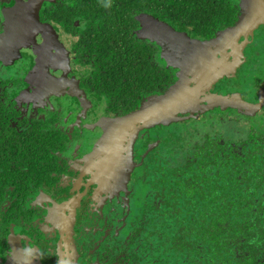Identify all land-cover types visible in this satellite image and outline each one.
Returning a JSON list of instances; mask_svg holds the SVG:
<instances>
[{"label":"trees","instance_id":"trees-1","mask_svg":"<svg viewBox=\"0 0 264 264\" xmlns=\"http://www.w3.org/2000/svg\"><path fill=\"white\" fill-rule=\"evenodd\" d=\"M2 6L0 0V12ZM42 6V21L58 24L74 36L77 64L88 72L83 84L102 101L107 118L138 110L178 79V69L164 64L159 47L144 32L149 18L199 41L228 31L225 50L234 49L236 63L231 56L220 62L219 50L211 51L221 70L218 78L232 79L223 97L233 102L195 112L189 119L230 111L237 119L231 114L219 119L237 123L236 130L205 128L194 132L198 136L192 132L186 137L173 130L165 138L160 132L152 136V131L175 122L140 130L136 140L141 142L144 135L146 139L139 143L137 171L130 174L134 180L130 205L138 212L130 219L127 235L130 247H149L141 253L142 264H264V55L260 53L264 22L236 34L235 28L242 24L240 0H59ZM6 43L0 41L3 56L9 55ZM11 81L0 76V87ZM246 89L259 92H254L253 100H245L240 93H248ZM262 114L263 119H256ZM42 122L36 123L44 139L48 130L54 131ZM18 128L7 129L3 140L25 142L26 135ZM59 137L54 134L56 150L67 147L68 136ZM113 154L119 158L117 162L112 154L106 158L109 168L103 170L104 178L135 156L125 148ZM18 207L9 215L19 214L22 204ZM5 218L0 222V241L8 246Z\"/></svg>","mask_w":264,"mask_h":264},{"label":"flooded vegetation","instance_id":"flooded-vegetation-1","mask_svg":"<svg viewBox=\"0 0 264 264\" xmlns=\"http://www.w3.org/2000/svg\"><path fill=\"white\" fill-rule=\"evenodd\" d=\"M20 1L25 3L27 0H3L0 12V41L7 42L6 52H9V55L3 56L0 48V76L12 79L5 87H0V222L2 217L5 218L4 214L9 221L4 228L6 232L9 229L8 246L0 241V264H142L141 253L149 247L142 249L134 244L130 247V236L127 235L130 219L132 221V217L137 215L135 212H138L130 205L134 180L132 177L124 179V171L130 164L114 169L115 174L104 178L103 170L109 168V162L105 160L107 151L97 155L96 135L88 131L84 123L77 125L92 113L83 114L81 107L63 99L58 101L59 113L54 110V104L50 111L40 115L44 106L35 102L36 97L50 100L54 93L60 91L62 73L72 66L69 51L74 48V36L67 34L60 25L53 24L58 35H48L46 40L38 37V32L27 26L31 23L36 28L41 20V5L37 11L40 18L32 11L11 16L10 10ZM40 3L43 8L46 0ZM36 18L40 20L36 22ZM10 20L12 26L9 27ZM42 22L46 24V21ZM9 34L11 40L3 37ZM69 37L70 44H67ZM248 41L251 44L252 36L248 37ZM17 47L21 50L18 56L14 50ZM45 49L51 58L43 64L45 72L38 74V51ZM225 49V45L219 49L221 59L233 58L234 49ZM23 55L31 56L29 65L16 67L13 60L19 58L22 61ZM244 56L247 59L246 53ZM25 72L29 83L21 81ZM238 72L239 68L235 75ZM215 77V73H210L209 81L201 80L204 81L200 85L203 105L207 104L205 99L208 97L227 96L229 93L232 79ZM38 79L46 84L52 83L41 91ZM194 84L191 82V85ZM23 91L30 92L34 98L22 99ZM254 92H241L240 96L253 100ZM96 102L97 108L101 109V102ZM64 104L68 108L67 113ZM90 107L92 112L95 111L93 106ZM101 112L107 114L103 109ZM38 120H43L42 124H47L54 133L48 130L49 136L43 139L37 129ZM15 126L19 127V134L24 132L26 135L25 142L3 140L6 130ZM54 134L57 138L68 136L67 147L56 150L54 143L57 138ZM145 139L144 135L142 141ZM142 141L138 138L134 145L135 166L131 176L135 175L139 166L137 153ZM21 204L19 214L10 216L8 211L11 212L13 207L19 208Z\"/></svg>","mask_w":264,"mask_h":264},{"label":"water","instance_id":"water-1","mask_svg":"<svg viewBox=\"0 0 264 264\" xmlns=\"http://www.w3.org/2000/svg\"><path fill=\"white\" fill-rule=\"evenodd\" d=\"M40 1L42 2V0H27L25 3L23 1L17 2L9 13L14 17V15L19 12L32 11L34 14L37 13L36 15L39 18V13L37 11L41 5ZM240 4L243 11L241 17L242 22H240L242 24H239L235 28L236 31H238L236 34L250 31L254 28V25H257V23L264 22V0H240ZM38 20L39 19H37L36 22ZM8 24L9 27L12 26V21ZM27 27L38 32V37H42L44 40H46L48 35H58L57 29L54 26L47 23L43 24L40 21H38L36 28L31 23ZM227 33L228 31H223L211 40L199 41L191 38L184 30L176 29L175 27L152 17L149 18L145 27V34L149 39L150 37H154L155 34H159L172 43L173 51L168 53L166 61L168 66L178 69V79L163 94L151 95L146 101H144L138 110L130 112L124 116L107 118V125L110 128H113L112 131L115 129L116 131L104 133L101 137L104 144L95 148L96 154L98 155V152L101 153L107 151L105 160L110 154H112L113 162H117L119 157H114L113 153L118 152V150L123 152L125 148L128 153L132 155L133 144L140 130L159 124L169 125L172 122L189 119L191 116H194L193 114L195 112L214 108L216 105H221L222 107L231 105L233 101L223 96L208 97L205 99L207 102L206 105L201 104L203 99H200V90L202 88L200 85H203L204 83V81L201 82L203 79H200V77L215 73V78H217L221 73V70L217 67V62H215L217 58L213 55L211 49L213 47L214 49L219 50L224 46L225 37L228 35ZM8 39L11 40L10 34ZM3 46L5 47L4 44ZM176 47H179V51H176L177 53L175 52ZM38 53V60L40 61L37 73L42 74L45 72V65H43L44 62L49 61L51 57L49 54L47 55L46 49L38 51ZM233 56V62L236 63L238 58L236 59L235 55ZM65 60L68 61L67 57ZM220 62L224 63L226 60L220 59ZM37 82L41 91L45 89L47 85L52 83L49 82L46 84L40 79H38ZM191 82H195V84L191 85ZM249 105H246L245 107L252 108ZM131 160L132 158L128 161L130 164L128 170L124 171V179H130L131 170L134 165L133 160ZM115 173L116 171L113 170L110 174Z\"/></svg>","mask_w":264,"mask_h":264},{"label":"rangeland","instance_id":"rangeland-1","mask_svg":"<svg viewBox=\"0 0 264 264\" xmlns=\"http://www.w3.org/2000/svg\"><path fill=\"white\" fill-rule=\"evenodd\" d=\"M59 0H46V3H54L57 2ZM145 32V30H144ZM11 33V32H10ZM4 34H6V32L4 31ZM9 35H5L3 36L4 38H8ZM150 41L152 43H155L159 49H160V53L159 55L161 56L162 60L164 61V64L167 65V55L169 52L173 51L172 48V43H170L165 37L159 35V34H155L154 37H150ZM67 44H70V37H69V41L66 40ZM70 47V46H69ZM16 51V56L21 55V50H18V47L16 49H14ZM70 50V49H69ZM179 51V47H176L175 52ZM70 55H72V66L71 69L69 71H65L62 74H64L63 76V81L62 83H59L60 86V91L58 93H54L52 95V97L50 98V100L47 99H40L39 97H36V101L37 103H40L41 106L43 108V110H41L40 115H43L44 113H46L47 111H50V109H52L51 107L56 104L54 110H57V112L59 113V107H57L59 105L58 101H62L67 100L70 104L74 102V104L77 107H81V111L83 114H89L92 113L89 117L83 118L81 121H79L77 123V125L79 123H84V127L88 129V131L94 133L97 137V141L95 144H97L99 147L104 144V141L101 140V137L104 135V133L106 132H114L116 131L110 128L107 125V114L101 112L102 111V101H100V99L96 98L95 94L89 92V90L87 89V87L84 86L83 82L85 80V77L88 76V72L86 71L85 66L79 65L77 64V60L76 58V52L74 50V48H72L69 51ZM177 53V52H176ZM260 53L261 55H264V48L261 47L260 49ZM1 58V57H0ZM23 60H19V58H16L13 60L14 65L20 66L22 67H26L29 65L31 56L30 55H23ZM209 62V60H208ZM73 67V68H72ZM246 71H244L243 73H245ZM26 72L23 75L21 81L22 82H26ZM200 79H205V80H210V75L205 76V77H200ZM31 84V83H30ZM251 86V84H249V87ZM254 89V88H252ZM246 92L250 93L253 92L250 89H246ZM22 94V99H32L34 98L30 92L27 91H23L21 92ZM253 94V93H252ZM44 100V101H42ZM96 100L99 102H101V109L97 108V102ZM71 101V102H70ZM62 103V102H61ZM64 106L66 107V105L64 104ZM93 106L95 111H91V107ZM100 110V111H99ZM68 111V108L66 107V113ZM233 115L236 119L237 116L233 113V112H224V111H220V112H215V113H208L207 115L198 117V118H191L189 120H185V121H180L175 122L174 124H172L171 126H162V127H158L157 131H152V136H155V133L160 132L161 135L165 138L168 136H171V132L173 130L177 131V133L181 132L180 135L183 136H189L192 135L194 132L198 131V129H200L201 131L205 128L209 129L210 131H212V128L217 129V130H221V131H226L227 129L230 128V130H236L235 127H237V123H232L231 121H228L226 123L221 122V119H219L220 116H224V115ZM63 116V115H62ZM263 116V114L261 116H259L256 119H259ZM263 119V117L261 118ZM61 128V127H60ZM160 128V129H159ZM206 129V130H207ZM58 130V129H57ZM171 130V131H170ZM229 130H227L226 132H228ZM193 132V133H192ZM215 132V131H212ZM72 133V131H71ZM202 133V132H201ZM176 133H173V136H175ZM196 134V133H194ZM236 134V133H234ZM89 135V134H88ZM87 135V136H88ZM197 135V134H196ZM198 136V135H197ZM83 162V160H82ZM11 259V258H10ZM2 260V258L0 257V261ZM9 262V261H8Z\"/></svg>","mask_w":264,"mask_h":264},{"label":"clouds","instance_id":"clouds-1","mask_svg":"<svg viewBox=\"0 0 264 264\" xmlns=\"http://www.w3.org/2000/svg\"><path fill=\"white\" fill-rule=\"evenodd\" d=\"M39 18H40V14H39ZM40 20V19H39ZM40 22H42L41 20H40ZM43 23V22H42ZM47 23V22H46ZM47 24H49V25H51V26H54L52 23H47ZM55 27V26H54Z\"/></svg>","mask_w":264,"mask_h":264}]
</instances>
